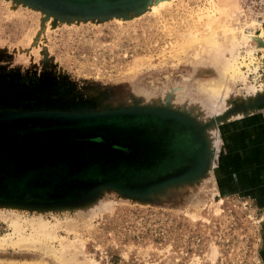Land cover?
I'll return each mask as SVG.
<instances>
[{"label":"rangeland","instance_id":"obj_1","mask_svg":"<svg viewBox=\"0 0 264 264\" xmlns=\"http://www.w3.org/2000/svg\"><path fill=\"white\" fill-rule=\"evenodd\" d=\"M226 27L264 40V0H0V138L27 129L9 148L17 179L35 164L51 182L35 194L0 183V264H264V54L250 39L205 43ZM217 52L244 80L212 98ZM144 109L190 121L201 170L74 179L172 159ZM99 117V130L78 124Z\"/></svg>","mask_w":264,"mask_h":264},{"label":"crops","instance_id":"obj_2","mask_svg":"<svg viewBox=\"0 0 264 264\" xmlns=\"http://www.w3.org/2000/svg\"><path fill=\"white\" fill-rule=\"evenodd\" d=\"M107 117H112V116L109 115ZM140 118L143 119L141 120L143 122L142 124H147V125L153 124L155 127L158 126L156 127L158 129L156 136L159 139H161L163 145L166 148L171 147L170 149L173 150L172 151L173 158L172 159L169 157L166 158L165 160L162 161L160 165L156 164L155 166L147 170V173L142 176H138V175L133 176L132 174L127 176L125 174L126 177L131 176L136 178L138 177L139 179L148 178L152 180H158L162 178L163 179L167 178L169 176L179 177L182 172H189L192 167L194 168L199 149H198V145L195 143V139L192 137L190 133L191 131L189 128V124L185 120L174 115L164 114L162 112H153V111L142 112ZM100 119H104V118L99 117L97 119L94 118L87 121L81 119V121L79 120L80 123L78 124L82 127L83 125H91L89 127L99 130L100 125L98 126L96 122ZM72 121H77V120L67 119L62 124V126H65L64 125L65 123H69ZM82 122H86V124ZM181 159L184 161L183 163H180Z\"/></svg>","mask_w":264,"mask_h":264},{"label":"trees","instance_id":"obj_3","mask_svg":"<svg viewBox=\"0 0 264 264\" xmlns=\"http://www.w3.org/2000/svg\"><path fill=\"white\" fill-rule=\"evenodd\" d=\"M16 128L8 130V132H9L8 135L4 134L5 139L1 140V138H0V158H2V160H6L5 162H7V164L5 166H3V167H2V165L0 166V183L3 182L4 185L11 186V187L15 188L17 190V192L30 191V192H32L34 194L36 192L39 193V191L40 192H46V188H47L46 184H50L51 182H46V181H49V180H47L48 178L44 179V180H41V179L44 178V177H42V175H45V174H48V173H45V174H39L38 173L37 175L33 176L32 174L36 170V167L33 166L35 164H32V165L30 164V165L27 166V168L24 169V170H27L26 174L28 173V171H31L32 172L31 176L27 177L26 179L25 178L17 179V176L21 175V173H23V172H21V173L18 172V169H17L19 167L20 163L23 162L21 159H19V158H22V156H21L22 154H20L21 152L17 151L18 149H16V147H15L14 151L10 150L9 148L10 147L14 148V146H16V144L14 142H16L19 138H21V136H19L18 133L22 132L23 134H25L26 132H28V130L27 129L16 130ZM14 134L17 135V138L15 140L13 139L11 143L7 142L8 139ZM34 152H35V156H37L38 155V154H36V153H38L37 149L34 150ZM39 155H41V157L45 156V152L41 153V151H40ZM16 158H18V159H16ZM34 160L35 159H31L29 157V158H26V160H25L26 162H24V163H28V162L34 161ZM12 163L13 164L16 163V164L12 166ZM40 164H43V163L40 162ZM40 167H41V165H40ZM126 167H128V166L125 165L123 169H121V167H120L119 171L118 170L98 171L97 170L98 168H93L92 171L88 170V171H85V172H76L75 175L78 176V177H75L74 179H77V178L81 179V177H89L90 176V177L109 178V179H115V180H123L124 179V180H129V181H133V180L134 181L135 180L138 181L139 180L138 177L137 178L136 177H131V176L130 177H126V175L129 176V175L132 174L133 176H136V175L142 176V175L147 173V171L143 170L144 168H142V169H132V170H130L131 173H127V171H125ZM11 168L12 169L13 168L17 169V171L16 172L12 171ZM8 171H12L13 173L7 174ZM5 172H6V174H4ZM55 172L59 173L60 177L63 175L62 172H58V171H55ZM80 174H84V176L80 175ZM23 175H25V172L23 173ZM133 178H135V179H133ZM61 181H62V182H60L61 185H64L65 184L64 182H68V181H70V179L64 180V182L61 179ZM52 186H53V188L54 187H58L59 183H56V184H54ZM35 187H36V189H35ZM48 188H51V187L48 186ZM21 189H24V190H21ZM16 190H15V192H16Z\"/></svg>","mask_w":264,"mask_h":264},{"label":"bare ground","instance_id":"obj_4","mask_svg":"<svg viewBox=\"0 0 264 264\" xmlns=\"http://www.w3.org/2000/svg\"><path fill=\"white\" fill-rule=\"evenodd\" d=\"M241 31H239L238 28H236V27H229V28L226 27L224 29V31H223V34L221 33L222 34L221 38L209 37V38H207L205 43L207 45H209V46H212V45L218 46V45H220L219 47H221L223 43L225 44V42L226 43L227 42H230V43L232 42L233 43V41H234L235 42L234 46H237L238 43H239L238 42V38H240V40H241L240 43H242V42L245 43V41L247 39H250V40H252L255 43V45H253L252 49H254V50L259 49V50L263 51V54H264V40H262L260 36L255 35L252 30H250L247 34H244ZM248 52H251V50L249 49ZM215 55H216V57L220 58V61H222V62H220V67H221L220 69L221 70L219 69V72H218L219 73V78L217 80L218 82L214 83V85H209V86H206V88L205 87L204 88L206 90H208L209 93L212 94V98L213 97L214 98H219V97L223 96L222 91L226 88V84H225L226 77L231 76V77H235V78L241 79V80H244V77H243L242 73L240 71H238V69L235 67V65H234V59L235 58L233 56H231V58H230L231 60H228L227 57H226V59H225V57L224 58L220 57L222 54H220L218 52H217V54L215 53ZM249 89L254 91L253 87H249ZM215 114H216V112H215ZM14 231L16 232V230H14ZM46 234H47V232L44 233L45 236H46ZM33 235L36 237V233L33 234ZM40 240L41 239H39L38 237L33 239L32 241L20 237V238H18V240L12 241V243L14 245L20 247V248H22V247H33V245H39ZM0 243L1 244L6 243V240L3 238L2 240H0ZM48 251H49V248H48ZM58 259L63 264H69L68 261H67L68 259L63 258L62 256L58 257Z\"/></svg>","mask_w":264,"mask_h":264},{"label":"water","instance_id":"obj_5","mask_svg":"<svg viewBox=\"0 0 264 264\" xmlns=\"http://www.w3.org/2000/svg\"><path fill=\"white\" fill-rule=\"evenodd\" d=\"M162 112L164 114H170V115H174V116H177L183 120H185L188 124H190V121L186 119V117L180 115V114H176V113H173V112H168L166 113L165 110H158V109H144L142 112ZM203 159H204V153H203V150H199L198 154H197V161L198 163H200L201 165H199V169L198 171H200L201 169V166L203 164ZM191 176V175H190ZM152 187V186H150ZM149 187H147L146 189H148Z\"/></svg>","mask_w":264,"mask_h":264}]
</instances>
